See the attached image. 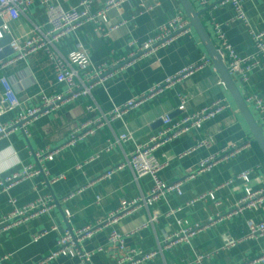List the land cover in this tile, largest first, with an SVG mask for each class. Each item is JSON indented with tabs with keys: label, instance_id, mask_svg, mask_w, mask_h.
Wrapping results in <instances>:
<instances>
[{
	"label": "crops",
	"instance_id": "obj_1",
	"mask_svg": "<svg viewBox=\"0 0 264 264\" xmlns=\"http://www.w3.org/2000/svg\"><path fill=\"white\" fill-rule=\"evenodd\" d=\"M80 1L58 0V3L65 9H70L78 6ZM91 1L95 8H100L107 0ZM209 1L212 3L216 0ZM191 2L200 12L202 23L216 43L214 29L208 18L209 9L202 8L197 0ZM146 6L152 8L147 10ZM244 8L251 28L255 31L264 30V0H245ZM203 10L206 12L203 13ZM179 12L188 18L179 0H131L108 11L109 22L119 24L108 35L96 34L94 24L88 23L76 33L63 38L59 48L64 54H68L75 48L79 39L88 48L89 56L94 63H113L116 58L127 55L132 46L146 42L157 32L160 25ZM212 13L218 22L227 24L225 31L236 52L240 56H251L254 53V46L249 27L242 21L234 19V8L230 4H225L213 9ZM31 21L44 28L49 27L45 7L39 0L33 3L26 15H21L18 20L9 21L12 35L20 37L26 34ZM3 22L4 20L0 19V26ZM7 37L10 35L5 38ZM12 53L0 54V60L11 56ZM204 54L208 55L206 48L191 26V33L182 35L169 45L119 69L104 83L95 86L92 90L94 101L102 111L107 112L115 105L123 104L146 91L151 85L200 61ZM208 57L210 58L209 55ZM4 75L14 82L19 96L25 101L22 109L37 105L41 100V91L48 94L65 91V86L55 81L53 66L43 53L33 54L29 59L0 71V77ZM220 79L222 77L214 64L194 72L162 94L132 110L124 118L114 120L110 126L98 130L95 135L74 147L65 148L57 158L48 161L46 167L50 173L49 177L63 175L57 182L47 185L43 176H36L17 184L9 193L0 194L1 221L11 209L8 202L10 196L16 198L19 206H23L39 196L50 195L60 200L73 190L84 187L79 195L67 201H60L48 213L9 231L1 232L0 256L12 254L6 264H35L56 248L60 234L67 228L78 230L104 219L118 207L122 198L134 199L147 195L153 186V178L144 175L136 179L128 166L111 177L99 176L110 167L124 162L126 156L134 150L136 143L146 142L151 135L158 132L163 126L161 119L163 116L169 115L174 120L183 116L184 113L178 108L180 93L187 97L189 112L208 106L216 99L225 100L228 108L205 122L198 133H186L156 150L157 157L166 162V166L159 172V177L164 182L173 183L184 178L202 159L219 152L231 143L244 141L250 142V145L235 157L184 182L180 193L170 192L151 207L142 206L117 223L103 227L92 237L84 239L81 249L93 252L91 264L116 263V257L106 248L108 235L112 229L125 234L129 230L139 228L136 233L125 235L126 244L149 252L158 249L166 234L178 230L177 218H187L191 223H204L210 217L226 215L234 209L246 187L243 180L237 178L242 171L253 169L248 185L255 189L260 188L264 183V155L228 88L219 84ZM234 80L244 98L249 93H257L264 100V70H253L247 82L239 78ZM3 89L0 81V99ZM89 102L88 98L70 100L57 110L38 117L30 125L28 137L21 130H16L9 136L0 138V178L21 170L27 164H33L34 151L62 145L74 128L98 115V112L86 110ZM248 106L258 124L264 129V114L259 113L252 105ZM14 116L15 111L7 112L0 118V122H9ZM127 130L131 132L132 139L115 145L109 152H101L99 158L81 169L76 167L78 162L87 160L104 149L108 138H114L115 135ZM209 136H212L210 146L198 148L180 157L199 139ZM211 190L214 191V199H201L191 206H186L188 201ZM98 196L101 197L100 201H97ZM179 206L183 207V210L176 215H166L168 211ZM66 209L73 214L70 223L64 216ZM154 211L159 212L158 220L146 225ZM248 220L264 222V203L259 209H247L238 215L220 220L208 230L193 237L190 243H181L164 250L142 264H244L264 250V236L244 238L248 230ZM54 226L56 229H52ZM43 230L48 231L39 240L34 241L33 236ZM227 239L238 242L230 248H224ZM198 254L206 256L200 263L196 262ZM79 263L80 259L76 256L60 255L50 259L46 264Z\"/></svg>",
	"mask_w": 264,
	"mask_h": 264
},
{
	"label": "built area",
	"instance_id": "obj_2",
	"mask_svg": "<svg viewBox=\"0 0 264 264\" xmlns=\"http://www.w3.org/2000/svg\"><path fill=\"white\" fill-rule=\"evenodd\" d=\"M36 0H0V19L4 22L0 26V41L6 36H12L8 46L12 50V55L0 60V71L13 66L19 61H25L30 56L37 53H43L45 58L52 64L55 81L65 86V91L59 93L48 94L41 91V100L35 106H30L22 109L25 101L19 96L14 82L6 75L0 77L3 84V95L0 99V118L7 112H14L15 116L9 122H0V138L7 137L16 130H21L28 137L30 134V125L38 117L51 113L57 110L62 105L70 100L78 98H88L90 102L86 105L88 112H98V115L87 119L82 124L78 125L71 132L65 143L54 148H43L33 152L35 162L25 165L21 170L14 171L0 178V194L9 193L10 190L17 184L36 177L43 176L45 184L60 180L63 175L49 177L50 173L46 167L48 161L57 158L65 148L74 147L79 142L93 136L98 130L105 126H110L116 119H122L132 110L138 108L145 102L162 94L167 89L171 88L184 78L192 75L194 72L203 69L206 66H211L213 63L207 54H204L200 61L192 63L178 71L176 74L166 77L161 82L151 85L146 91L137 94L123 104L115 105L111 110L104 112L95 103L92 90L95 86L104 83L119 69L129 66L136 61L141 60L148 54L155 52L159 48H163L178 37L191 33L190 20L182 12L177 13L173 18L160 25L157 32L151 36L146 42L132 46V50L125 56L116 58L113 63H94L90 56L88 48L78 39L75 48L68 54H64L59 43L63 38L76 33L77 30L85 24H94L96 34L106 36L111 31L115 30L119 24H111L108 18V11L112 8H117L131 0H107L100 8H95L91 0H81L76 7L65 9L58 3V0H39L45 7L48 28L31 21L29 31L20 37L12 35L9 21L18 20L21 15H26L30 7ZM202 8L208 11V18L211 22L214 34L216 37V49L222 56L223 62L227 67L230 75L234 78L247 82L250 78V73L255 69L264 70V30L255 31L251 28L249 20L244 8L245 0H197ZM143 4V3H142ZM230 4L235 10L234 19L242 21L249 27V33L254 46V53L251 56H240L231 42L229 41L225 24L218 22L212 11L219 6ZM144 6V4H143ZM152 6H146L150 10ZM203 10V13L206 11ZM227 25V24H226ZM5 46L0 45V54L4 52ZM219 84L226 87L222 79ZM179 110L184 114L179 119L174 120L169 115L163 116L162 128L150 136L146 142L136 143L134 150L128 154L125 161L110 167L99 178L111 177L114 173L121 170L125 166L131 168L136 179L144 175H150L153 178V186L149 193L145 196L126 199L122 198L117 208L112 210L104 219L98 220L94 224L86 225L78 230L67 228L62 232L57 241L56 248L49 254L44 256L35 264H46L54 257L76 256L80 259L79 264H91L93 252H86L81 249V243L84 239L92 237L101 228L108 225H113L123 217L129 215L138 208L145 206L151 207L157 200L165 197L170 192H181L184 182L194 178L217 164L227 161L250 145V142H234L222 148L219 152L212 154L202 159L196 168L185 175L184 178L173 183H166L159 177V172L166 166V162L161 161L155 154L156 150L162 145L167 144L186 133H198L208 120L215 118L228 108V103L223 99H216L210 105L199 110L189 112L187 110V97L180 93ZM247 104L252 105L259 113L264 114V100L257 93H249L245 97ZM21 108V110H18ZM212 136L199 139L195 145L180 155V157L188 155L194 150L201 147L210 146ZM130 131L115 135L114 138H108L106 146L101 151L96 152L87 160L78 162L77 168L84 167L101 155V152H109L115 145L132 139ZM253 169L242 171L237 175L238 179L243 180L246 184L243 196L239 199L234 209L230 210L226 215H216L210 217L204 223H191L187 218H177L178 230L166 234L163 242L158 246V249L143 252L126 244L125 235H132L139 231L137 229L129 230L125 234L112 229L108 235L107 250L112 252L116 257L115 264H142L145 261L155 258L164 250L181 243H190L192 238L201 232L211 228L216 222L225 218L238 215L243 211L259 209L264 203V183L260 188H253L249 184ZM84 190V187L73 190L60 200L53 198L50 195L39 196L36 200L19 206L16 198L10 196L8 202L11 206L10 211L0 221V233L9 231L14 227L24 224L29 220L48 213L52 208L56 207L60 201H67L79 195ZM206 198H215L214 191L200 194L186 203L193 205L196 201ZM101 197H97L100 201ZM183 210L179 206L171 209L166 214L167 216L176 215ZM72 212L69 209L64 211V216L68 223L71 222ZM159 212L154 211L150 216L149 223L153 224L158 220ZM145 227V226H144ZM247 233L245 239H253L264 236V222H255L254 220L247 221ZM52 229H56L54 226ZM48 230H43L33 236V240L37 241L41 236L47 233ZM240 241V240H239ZM238 241L227 239L224 248L234 246ZM12 254L6 253L0 256V264H6ZM206 256L198 254L196 262H202ZM264 263V250L258 255L249 259L244 264H259Z\"/></svg>",
	"mask_w": 264,
	"mask_h": 264
},
{
	"label": "water",
	"instance_id": "obj_3",
	"mask_svg": "<svg viewBox=\"0 0 264 264\" xmlns=\"http://www.w3.org/2000/svg\"><path fill=\"white\" fill-rule=\"evenodd\" d=\"M185 13L190 20L191 26L195 29L198 36L200 37L202 43L204 44L208 55L210 56L216 71L222 77L226 87L228 88L232 98L234 99L236 105L238 106L244 120L246 121L255 142L258 144L261 152L264 155V129L261 127L253 112L251 111L250 107L245 101L242 93L240 92L234 78L230 75L227 67L225 66L222 56L217 51L215 43L211 39L208 31L206 30L202 20L200 18V12H198L194 6L192 5L191 0H179ZM9 36V35H8ZM12 36L5 38L4 40L0 41V45L5 46L4 54L1 55H8L12 53L11 48L8 44L11 42Z\"/></svg>",
	"mask_w": 264,
	"mask_h": 264
},
{
	"label": "rangeland",
	"instance_id": "obj_4",
	"mask_svg": "<svg viewBox=\"0 0 264 264\" xmlns=\"http://www.w3.org/2000/svg\"><path fill=\"white\" fill-rule=\"evenodd\" d=\"M234 78H237V77L234 76Z\"/></svg>",
	"mask_w": 264,
	"mask_h": 264
}]
</instances>
